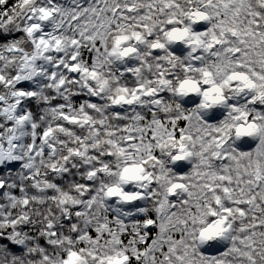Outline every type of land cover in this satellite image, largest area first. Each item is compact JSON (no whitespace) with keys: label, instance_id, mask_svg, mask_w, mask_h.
Returning <instances> with one entry per match:
<instances>
[{"label":"snow or ice","instance_id":"snow-or-ice-1","mask_svg":"<svg viewBox=\"0 0 264 264\" xmlns=\"http://www.w3.org/2000/svg\"><path fill=\"white\" fill-rule=\"evenodd\" d=\"M0 264H264V0H0Z\"/></svg>","mask_w":264,"mask_h":264}]
</instances>
